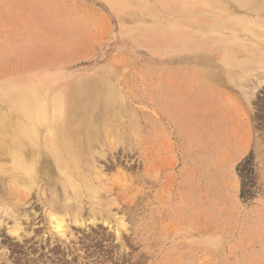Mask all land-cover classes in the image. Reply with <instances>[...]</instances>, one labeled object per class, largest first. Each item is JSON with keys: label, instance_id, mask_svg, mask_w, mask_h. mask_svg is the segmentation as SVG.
<instances>
[{"label": "rangeland", "instance_id": "374dc122", "mask_svg": "<svg viewBox=\"0 0 264 264\" xmlns=\"http://www.w3.org/2000/svg\"><path fill=\"white\" fill-rule=\"evenodd\" d=\"M114 1L0 0V108L3 107L1 87L19 75L43 72L56 77L61 73L69 76L71 81L94 77L96 81L112 82L123 96L118 101L128 132L126 142L115 148L114 157L108 153L107 161H99V165H104L101 195L102 198L106 194L117 198L118 205L112 208L124 219L122 238L127 250L135 255L146 252L143 246L134 243L133 228L147 223L151 230L150 213L160 210L165 212V217L162 228L157 225L159 231L152 232V246L157 240L159 243L165 239L166 231L172 225L179 234L175 236L173 246L168 243L167 249L154 258L145 259L144 264H161L175 259L177 264H264V87L251 104L230 83L225 86L199 75L192 67L170 63L165 51L152 48L124 28V25H133L132 18L118 14ZM133 18L151 29H166L165 16L161 14L150 16L142 11ZM170 72L175 74L176 90L180 93L179 111L176 110L173 116L180 117L174 126H185L181 140L176 134H170L168 123ZM210 104L212 108H209ZM123 146L126 154L122 151ZM211 158L214 159L216 234L212 245L203 237L186 232L187 227H179L174 218L179 198L178 194H171L176 179L184 181V189L188 192V182L194 178L192 169L196 163ZM153 159L160 167L157 170L151 164ZM144 160L150 165L145 166ZM173 162L175 168H170ZM199 175L198 206L206 211L209 193L206 179L209 175ZM154 179H160L163 186H153ZM125 186L141 203L134 217L117 209L128 199L122 193ZM12 225L11 219L7 218L0 228V252L4 251L2 247L7 248L6 256L11 264H49L51 260L52 264H78L77 258L71 263L68 257L66 260L52 257L44 245L39 250L38 237L34 234L19 243L15 235L7 233L6 228ZM97 225L90 227L96 229L108 244L97 247L96 255L88 251L85 261L86 264H110L116 258L112 242L119 243L108 224L98 221ZM78 226L73 229L79 236L78 243H82L91 230ZM22 227L30 230L26 222ZM37 229L41 236V229ZM71 244L76 248V241ZM179 245L185 246L179 248ZM195 245L199 246L192 253ZM74 254L76 252L71 257Z\"/></svg>", "mask_w": 264, "mask_h": 264}, {"label": "bare ground", "instance_id": "6f19581e", "mask_svg": "<svg viewBox=\"0 0 264 264\" xmlns=\"http://www.w3.org/2000/svg\"><path fill=\"white\" fill-rule=\"evenodd\" d=\"M118 1L113 2L115 11L132 18L133 25H124V28L152 48L165 51L170 63L192 67L199 75L225 86L230 83L251 104L264 87V0H122L123 4ZM120 4L123 6L119 7ZM142 11L150 16H165L166 29H151L143 22L138 23L139 20L133 17ZM172 73L167 83V105L171 111L168 123L170 134H176L181 140L184 139L185 126H174L180 118L173 116L179 108L177 101L180 93L176 90L175 74ZM1 89L0 228L7 218L11 219L13 225L6 228L7 233L15 235L19 243H24L34 234L38 237L39 250L44 245L52 257H68L71 263L77 258L78 264H86L88 251L96 255L97 247L108 244L96 229L90 227L98 226V221L114 230L115 240L119 243L112 242L116 258L110 260V264H144L145 259L154 258L167 249L168 243L171 246L175 244L179 230L172 225L166 231L165 239L159 243L157 240L152 246V232L159 231L156 226L161 227L165 217L164 211L163 214L160 210H152L151 230L147 223L133 228L134 243L143 246L146 252L135 255L133 251H128L122 238L124 219L112 208L118 205L117 198L108 194L102 198L104 165H99V161H107L108 153L113 158L115 148L126 142L125 134L128 132L118 101L123 96L112 82L96 81L94 77L71 81L69 76L61 73L53 77L42 72L19 75L7 80ZM212 106L210 104L209 108ZM125 149L123 146L122 151L126 154ZM144 162L145 166L150 165ZM156 163L153 159L151 164L157 170L160 167ZM213 163L212 158L196 163L192 169L194 178L188 182V192L182 180H174L171 187V194L176 193L179 198L174 216L176 223L182 229L187 227L189 234L203 237L211 245L216 237ZM171 167L175 168L174 162ZM202 173L209 175L206 179L209 192L206 211L198 206L199 174L202 177ZM152 184L163 186L160 179H154ZM122 193L128 199L117 209L134 217L141 203L128 192L126 186ZM24 222L30 230L23 229ZM78 225L91 230L83 237V244L78 243L79 236L73 229ZM37 228L41 229V236ZM72 241H76V248ZM198 246L195 245L191 252L195 253ZM2 248L0 264H11L6 256L7 248ZM75 252V256L71 257ZM51 261L49 264H52ZM175 261L167 260L161 264H177Z\"/></svg>", "mask_w": 264, "mask_h": 264}, {"label": "crops", "instance_id": "0c3cea01", "mask_svg": "<svg viewBox=\"0 0 264 264\" xmlns=\"http://www.w3.org/2000/svg\"><path fill=\"white\" fill-rule=\"evenodd\" d=\"M132 35H134V34H132Z\"/></svg>", "mask_w": 264, "mask_h": 264}]
</instances>
